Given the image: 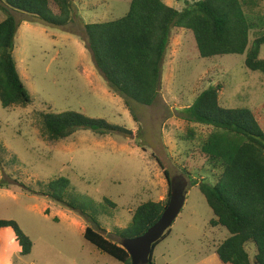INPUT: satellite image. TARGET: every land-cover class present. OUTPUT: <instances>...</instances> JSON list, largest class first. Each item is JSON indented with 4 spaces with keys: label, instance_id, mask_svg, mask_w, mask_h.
<instances>
[{
    "label": "rangeland",
    "instance_id": "374dc122",
    "mask_svg": "<svg viewBox=\"0 0 264 264\" xmlns=\"http://www.w3.org/2000/svg\"><path fill=\"white\" fill-rule=\"evenodd\" d=\"M130 1L71 0L65 26L15 13L27 19L18 28L13 55L31 102L9 108L0 103V180L9 183L0 188V219L15 221L32 248L21 254L14 230L2 228L0 264H121L84 239V226L93 227L92 221L42 193L50 180L68 178L65 197L91 216L104 205L109 214L95 222L121 243L109 233L125 228L139 204L167 196L168 183L157 160L185 203L171 225L174 234L155 248L154 264H217L212 249L228 231L210 225L212 210L198 187L191 186L193 180L215 181L199 152L213 128L189 123L182 113L204 88L221 83L219 103L226 108H258L264 129V74L245 66V53L199 58L193 35L173 28L159 95L152 105L134 104V118L96 68L84 33L85 24L123 17ZM162 1L181 10L195 0ZM243 4L251 23L250 45L264 35V0ZM260 56L264 58V45ZM64 111L104 119L131 134L100 136L78 129L67 138L48 140L41 113ZM246 249L253 261L254 244L249 242Z\"/></svg>",
    "mask_w": 264,
    "mask_h": 264
},
{
    "label": "trees",
    "instance_id": "16d2710c",
    "mask_svg": "<svg viewBox=\"0 0 264 264\" xmlns=\"http://www.w3.org/2000/svg\"><path fill=\"white\" fill-rule=\"evenodd\" d=\"M0 10L4 15L0 21V103L4 108L25 107L31 98L19 76L13 51L21 21L27 19H18L15 13L65 26L70 21L72 3L71 0H0ZM173 28L193 35L199 58L245 53V66L264 74V58L260 56L264 35L257 36L249 45L251 23L243 0H195L181 10L169 7L162 0H131L123 17L85 24L84 33L86 48L96 68L109 89L124 100L134 118V104L152 105L159 95L162 67ZM221 88V83L207 86L182 113L189 123L213 128L199 152L215 181L193 180L191 186L198 187L212 210L210 225L228 231V236L215 248L219 261L222 264H264V129L258 119V108L223 107L219 103ZM41 117L42 132L50 141L67 138L78 129L100 136L117 132L131 134L122 126L75 111L45 112ZM157 162L168 183L166 198L139 204L125 228H115L109 233L117 239L144 233L169 203L173 180ZM69 186V179L60 176L50 180L42 194L85 215L94 226H86L84 239L121 264H131L121 243L100 231L95 222L100 215L109 214L106 207L96 209L91 216L65 197ZM8 187V181L0 180V188ZM104 201L114 207L110 200ZM7 227L14 230L21 254H29L30 238L15 221L0 219V229ZM170 231L171 227L152 245L148 264H154V248ZM249 242L256 248L253 261L246 249Z\"/></svg>",
    "mask_w": 264,
    "mask_h": 264
},
{
    "label": "water",
    "instance_id": "95a60500",
    "mask_svg": "<svg viewBox=\"0 0 264 264\" xmlns=\"http://www.w3.org/2000/svg\"><path fill=\"white\" fill-rule=\"evenodd\" d=\"M185 203V196L171 182L169 203L163 209L158 220L144 233L121 239V246L128 252L131 264H148L152 253V245L158 241L180 213Z\"/></svg>",
    "mask_w": 264,
    "mask_h": 264
},
{
    "label": "crops",
    "instance_id": "0c3cea01",
    "mask_svg": "<svg viewBox=\"0 0 264 264\" xmlns=\"http://www.w3.org/2000/svg\"><path fill=\"white\" fill-rule=\"evenodd\" d=\"M83 227V226H82ZM85 228H86V226H84V230H85ZM174 234V232H173V229L171 228V231H170V233H169V235L167 236V238H165L163 241H161L158 245H160L162 242H164L166 239H168L170 236H172ZM157 245V246H158ZM156 246V247H157ZM155 247V248H156ZM155 248H154V250H155ZM212 254H213V257L216 259V261H217V264H222L220 261H219V259L217 258V256H216V254H215V247H213V249H212ZM153 255H154V251H153Z\"/></svg>",
    "mask_w": 264,
    "mask_h": 264
}]
</instances>
